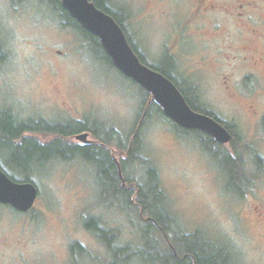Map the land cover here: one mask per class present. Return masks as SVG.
<instances>
[{"label":"rangeland","instance_id":"obj_1","mask_svg":"<svg viewBox=\"0 0 264 264\" xmlns=\"http://www.w3.org/2000/svg\"><path fill=\"white\" fill-rule=\"evenodd\" d=\"M123 3L130 4L132 13L137 2ZM147 35L151 37L152 32ZM0 41L4 52L0 111L6 112L13 124L88 121L103 131L113 129L116 137L105 148L118 166L125 157L118 143L124 144L139 128L143 154L157 169L165 204L182 232L200 233L198 245L204 240L211 242L207 253L216 255L225 248L233 264H264V188L261 182L252 183L247 165L232 163L229 173L221 170L222 159L213 161L202 152L194 134L176 130L155 110L142 122L138 117L139 87L100 59L98 51L97 56L93 54L88 41L75 30L63 27L47 3L0 0ZM219 98L214 102L216 109L223 117L232 116L233 103ZM144 109L146 112L148 105ZM88 131L62 139L81 145L76 136ZM23 136H32L42 144L56 138L47 132ZM88 136L98 144L92 134ZM65 154L70 157L54 158L31 169L28 177L36 185L38 197L30 210L17 212L0 204V264H125L127 254L144 245L139 212L128 208L124 196L111 189L109 180L106 193L101 195L97 170L105 168L106 153L100 152L96 161L91 151L88 156L93 161L69 151ZM7 157L0 153L1 169L14 180L23 181L25 175L8 166ZM128 173L149 182L147 169L139 164ZM95 219L105 229L115 231V238H109L111 251L87 229ZM154 237L159 239L157 233ZM73 244L80 245L83 252L72 251ZM147 250L148 259L154 262H142L135 255L128 263L160 264L162 256Z\"/></svg>","mask_w":264,"mask_h":264},{"label":"flooded vegetation","instance_id":"obj_2","mask_svg":"<svg viewBox=\"0 0 264 264\" xmlns=\"http://www.w3.org/2000/svg\"><path fill=\"white\" fill-rule=\"evenodd\" d=\"M89 1L120 21L141 63L165 72L195 112L229 133L221 143L187 129L199 131L202 152L213 161L225 152L264 188V0H135L132 13L123 0ZM217 97L233 103L232 116L216 109ZM94 144L87 139L81 146Z\"/></svg>","mask_w":264,"mask_h":264},{"label":"trees","instance_id":"obj_3","mask_svg":"<svg viewBox=\"0 0 264 264\" xmlns=\"http://www.w3.org/2000/svg\"><path fill=\"white\" fill-rule=\"evenodd\" d=\"M41 1L51 6L54 12L58 14L61 18V24L63 27H69L75 30L80 37L88 41V45L90 46L93 54H96L97 56L98 54L96 51H98L101 54L99 58L107 61L112 67H114L111 59L104 51L99 38L87 32L78 23V21H76L69 14V12L64 10L60 5V0ZM96 7L111 15L99 5H96ZM111 16L115 19L119 26L122 27L120 21L113 15ZM3 55L4 52L0 41V61L3 59ZM161 73L167 77L165 72ZM124 77L139 87L141 108L138 113V117L140 116L139 119H141L142 122L146 121L152 114V111L155 110L171 122L176 130L183 134L192 133L196 136V138H198V141L200 140L199 131L185 130L176 125L163 114L161 107L153 100L152 95L149 92L142 89L132 79L126 76ZM169 79L178 88L179 85H177V83H175V81L171 78ZM179 89L181 91V87H179ZM185 100L187 101L186 98ZM187 103L193 109V105H191L189 101H187ZM147 105L148 109L146 112H143ZM87 130L91 131L93 137L97 139L101 145L94 144L92 146H81L66 143L62 139L80 131ZM27 132L52 133L56 136V138L47 144H42L32 136H23V134ZM114 137L116 136L113 129L103 131L102 129H98L96 127V123L90 124L88 121H73L69 124H47L46 126H40L39 122L35 125H33V122L32 125L30 123L25 124L24 122H16L13 124L9 115L6 114V112L0 111V153L8 156V166L16 171L22 172L25 175L26 178L23 181L32 182L28 176L33 167L44 166L46 162L54 158L60 157L62 159H66L70 157L68 155L64 156L67 151L72 152L73 154L71 155L78 154L86 156L87 159L92 160V157L88 156L91 151L95 161L101 157L99 156L100 152L106 153L107 157L104 159L106 160L105 168L100 167L97 170L101 195L106 193L109 180L111 189L115 191V193H118V195L122 194L128 208L136 209L143 220V223L140 225V229L142 233L141 237L144 239V245L140 250L133 252L132 254H127L125 264H129L128 262H130L131 258L135 255L140 257L142 262L147 260L148 262H154V259H148L147 253L149 251L147 248L151 252L157 251V254L162 256L160 264H228L226 261L227 255L225 254L226 252L224 249H219V252L217 251L216 255L207 253V250L212 248L211 242L204 240L203 244L198 245L196 239L200 238L198 237L200 233L196 232L193 234H185L179 228L180 226L175 217H173V215L169 212L165 204L166 196L159 185L158 171L153 166L152 161L146 158L143 154V144L139 128L132 131L130 139L124 144L123 142L118 143V148L125 152V157L121 158L119 162L121 176L119 174L118 165L113 160L111 152L105 148V146L111 144V139ZM219 155L221 157L218 159V162H220L221 159L223 160V164L220 167L221 170H227L229 173V164L236 163V161L232 160L228 157V155L226 156V153L223 151H220ZM224 160H226V162H224ZM134 164H139L141 169H143V167L147 169V178L149 182L145 183L129 176L128 169ZM230 176L233 177L232 174H230ZM230 176L228 178V183L231 181ZM10 177L14 180L13 176L10 175ZM121 179L124 182V185H122ZM87 229L91 230L97 236L108 251L112 250L109 238H115L116 234L114 230L105 229L100 224L98 219H95L93 225L87 227ZM171 232L173 233L172 236L170 234ZM156 233L159 235V239L154 237ZM125 248L127 249L128 247L126 246ZM71 250H77L78 253L83 252V248L78 244H73L71 246ZM172 250L175 253H172Z\"/></svg>","mask_w":264,"mask_h":264},{"label":"water","instance_id":"obj_4","mask_svg":"<svg viewBox=\"0 0 264 264\" xmlns=\"http://www.w3.org/2000/svg\"><path fill=\"white\" fill-rule=\"evenodd\" d=\"M61 6L89 33L97 36L114 67L152 95L163 114L183 129L208 132L221 143H228L229 133L214 120L195 112L176 85L162 73L141 63L115 19L89 0H60ZM88 133L76 136L81 142ZM119 169V166H118ZM119 174L120 169H119ZM38 196L36 185L16 181L0 167V204L10 205L19 212L30 210Z\"/></svg>","mask_w":264,"mask_h":264}]
</instances>
